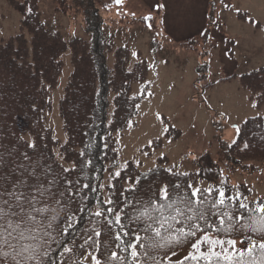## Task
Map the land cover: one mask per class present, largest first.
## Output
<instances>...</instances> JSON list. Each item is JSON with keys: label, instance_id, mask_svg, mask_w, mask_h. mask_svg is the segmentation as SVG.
I'll return each mask as SVG.
<instances>
[{"label": "trees", "instance_id": "obj_1", "mask_svg": "<svg viewBox=\"0 0 264 264\" xmlns=\"http://www.w3.org/2000/svg\"><path fill=\"white\" fill-rule=\"evenodd\" d=\"M4 1L20 15L21 21L19 34L0 43V159L3 161L0 175H8L13 168L22 171L19 167L21 165L28 171L35 168L37 172L50 167L52 171L48 179L63 175L97 189L95 192L90 188L85 189L88 199L83 204H71L72 209L87 204L85 211L77 214L75 237L71 234L63 237L64 243L69 246L75 238L77 248L71 260H83L80 255L82 251L87 256L94 250L88 245L84 249L78 246L83 244L86 230L96 223V218L90 217L88 211H95L98 206L104 207L99 202L106 198L117 202L125 198H146L166 183L183 185L187 182L207 188L200 185L206 183L208 178L201 162L210 169V174L215 173L214 176L221 169L225 173L240 171L247 174L264 169V117H252L240 125L235 143L220 145L217 162H213L206 154L197 160L198 170L186 176L165 171L169 168L167 160L159 159L158 164L147 171L139 170L130 162L120 178L112 179L109 172L118 169V138L136 117L140 102L148 90L145 87L148 75L146 62L138 60L132 63L130 50L126 46L103 41V22L94 0H55V11L70 18H81L86 33L90 35V39L69 40L60 32H51L44 26L38 0ZM245 17L240 14V20L245 21ZM108 53L113 55L111 67L107 63ZM64 58L70 63L71 71L58 103L63 134L60 141L45 125V121L51 110V93L56 89L64 67ZM134 84L143 86L141 95L133 94ZM240 85L249 92L252 100H256L257 94L264 92V68L243 75ZM177 132L171 128L167 134L168 139L174 140ZM159 145L160 141H155L147 149V154ZM113 164L117 167H111ZM65 168L75 170L64 173ZM137 179L140 180L138 191L121 195ZM110 183L115 187L108 188ZM211 186L221 187L214 184ZM223 188L227 195L240 193L242 198H247L246 202L253 201L249 200L251 191L246 187L236 188L223 184ZM79 199L77 197V201ZM124 223L128 225L129 221L125 219ZM232 238L244 241L245 246L249 240L261 239L258 234L250 232H235ZM102 239L108 247H102L96 254L104 260L111 250L118 249L117 242L107 235ZM186 249L187 245L176 248L175 252L177 254ZM60 251L62 248L56 249L53 256H58ZM154 254L163 264H169L164 252L157 250ZM254 255L257 258L259 256L258 253ZM176 262L171 258V264Z\"/></svg>", "mask_w": 264, "mask_h": 264}, {"label": "rangeland", "instance_id": "obj_2", "mask_svg": "<svg viewBox=\"0 0 264 264\" xmlns=\"http://www.w3.org/2000/svg\"><path fill=\"white\" fill-rule=\"evenodd\" d=\"M98 1L104 20L103 41L128 47L132 62L142 58L148 65L145 84L148 90L131 127L129 124L118 139L117 170L125 161L136 167L139 161V170L146 171L155 167L163 154L167 167L175 165L174 170L178 172H195L198 170L197 159L206 154L213 162L218 161L220 145L235 140L244 120L264 117V105L252 108L248 92L240 85L242 75L264 68V0ZM224 3L234 7L225 9ZM38 5L41 21L51 32H60L67 40L90 39L84 21L57 13L55 0H38ZM151 5L163 7L152 12L149 10ZM236 9L246 13L249 19L259 21V27L239 21ZM205 11L206 32L199 36L205 28ZM135 16H150L152 21L130 23ZM20 21V15L6 1L0 0V43L19 34ZM191 41H196L195 48L187 50ZM112 57V53H108L110 67ZM69 68L65 63L52 95L53 110L47 119V125L59 139H63V134L57 116L58 101ZM226 78L229 79L222 81ZM142 87L134 84L133 94L141 95ZM157 113L178 132L173 143L169 144V139L163 140L160 148L144 156L142 152L147 153L148 148L143 149L149 147L147 142L157 140ZM201 165L208 178L206 183L201 180L200 185H221L223 180L226 185L248 186L252 200L264 201V169L252 174H230L221 169L214 176L204 162ZM238 247L243 250V246L238 244ZM189 250L173 257L174 260L183 259Z\"/></svg>", "mask_w": 264, "mask_h": 264}, {"label": "snow or ice", "instance_id": "obj_3", "mask_svg": "<svg viewBox=\"0 0 264 264\" xmlns=\"http://www.w3.org/2000/svg\"><path fill=\"white\" fill-rule=\"evenodd\" d=\"M223 7L232 10L234 6L224 3ZM236 11L239 15V9ZM150 19V16L144 17L146 22ZM249 23L259 27V21L250 20ZM257 95L258 98L250 102L254 109L264 104V92ZM155 118L159 123L156 139H168L172 125L159 113ZM147 143L151 147L155 141ZM168 143L173 141L168 140ZM142 155L148 154L142 152ZM160 159H165L163 154ZM136 163L139 167L140 162ZM127 166L125 161L119 166L120 170L110 171L109 175L112 179L120 178ZM19 167L23 170L13 168L8 175H0V264H69L77 245L75 238L69 246L63 237L70 234L75 237L77 214L87 208L84 204L72 209L71 204H83L88 199L84 190L90 185L63 175L48 179L52 171L50 167L43 172H37L35 168L28 171L23 165ZM111 167L117 166L113 164ZM175 167L173 165L165 171L173 175H188L176 173ZM74 170L65 168L63 172ZM139 183V179L135 180L121 195L138 191ZM223 183L222 180L221 187L207 188L187 182L183 185L166 183L146 198H125L119 202L106 198L100 201L104 207L88 211L90 217L96 218V223L86 230L84 242L78 246L84 249L88 245L94 250L87 256L82 251L83 260H71V264H163L154 254L157 250L164 252L171 264L175 249L185 245L190 250L176 264H264V201H252L253 206L250 207L242 194L227 195ZM107 187L114 188L115 185L110 183ZM90 190L97 191L96 188ZM77 197H80L79 201ZM125 219L129 221L128 225H125ZM89 222L92 223L91 220ZM235 232L258 234L261 239L249 240L245 246L244 241L232 238ZM105 235L117 242L118 250H111L107 259L102 260L96 253L102 247H108L102 239ZM238 244L243 246V250ZM59 248L62 251L53 256ZM256 253L258 258L254 255Z\"/></svg>", "mask_w": 264, "mask_h": 264}, {"label": "crops", "instance_id": "obj_4", "mask_svg": "<svg viewBox=\"0 0 264 264\" xmlns=\"http://www.w3.org/2000/svg\"><path fill=\"white\" fill-rule=\"evenodd\" d=\"M136 2H137V1H136ZM136 2H135V3H136Z\"/></svg>", "mask_w": 264, "mask_h": 264}]
</instances>
